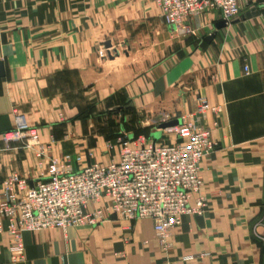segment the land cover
Listing matches in <instances>:
<instances>
[{
    "label": "crops",
    "instance_id": "0c3cea01",
    "mask_svg": "<svg viewBox=\"0 0 264 264\" xmlns=\"http://www.w3.org/2000/svg\"><path fill=\"white\" fill-rule=\"evenodd\" d=\"M239 8L238 17L219 30L214 28L222 20L218 12L191 19L190 34L197 33L201 40L181 45L112 89L133 100L140 114L152 116L153 126L162 114L197 115L200 98L218 107L217 115L207 112L200 120L210 129L215 144L214 151L200 162L202 188L191 200L205 199L203 214L184 216L172 230L171 247L166 251L161 250L149 219L108 216L96 226L71 227L65 232H23V257L15 262L7 223L0 220V264H264V0H245ZM157 16L171 31L152 0H0L4 67L0 151L1 135L14 129L16 110L25 122L36 119L38 123L47 112L43 109L48 107V84L62 75L68 76L69 83L76 81L77 52L93 50V36L124 34L126 27L134 28L141 20L151 25ZM210 33L214 38L207 44L204 38ZM120 61V56L114 60L102 56L84 64L82 71L102 79L103 68ZM52 96L56 98V93ZM34 108L40 114L35 119L28 113ZM52 124L38 129L43 143L52 142L48 157L56 156V139L50 132L56 125ZM149 130L151 134L156 129ZM173 142L171 137L165 143ZM104 147L99 162L93 159L87 165L116 159V151ZM77 158L81 160L70 156L73 170L82 168ZM44 160L28 152L1 151L0 180L15 173L31 185L44 176L38 172L45 170ZM107 202L90 204L88 211Z\"/></svg>",
    "mask_w": 264,
    "mask_h": 264
},
{
    "label": "built area",
    "instance_id": "2783aa9c",
    "mask_svg": "<svg viewBox=\"0 0 264 264\" xmlns=\"http://www.w3.org/2000/svg\"><path fill=\"white\" fill-rule=\"evenodd\" d=\"M160 17L173 34L188 36L189 21L195 17L218 12L226 25L239 15L240 2L245 0H152ZM247 71V67H244ZM197 115L162 114L154 123L175 119L180 124L161 131V138L170 135L173 143L155 144L145 136L123 134L116 139V159L108 164L93 163L73 170L70 157L50 158L45 174L31 185L11 173L0 180V220L6 221L13 262L23 257V232L71 227L96 226L108 216L133 221L149 219L161 250L171 247L172 230L187 215H202L206 207L199 195L202 188L200 162L215 148L210 129L200 120L207 112L217 115L218 107L199 99ZM14 129L1 135L5 145L21 141L29 134L27 147H36V156L43 155L38 135L22 116L15 113ZM30 142L32 144H30ZM79 160V158H77ZM104 206L88 211L90 204Z\"/></svg>",
    "mask_w": 264,
    "mask_h": 264
},
{
    "label": "rangeland",
    "instance_id": "374dc122",
    "mask_svg": "<svg viewBox=\"0 0 264 264\" xmlns=\"http://www.w3.org/2000/svg\"><path fill=\"white\" fill-rule=\"evenodd\" d=\"M145 21L148 20H141L140 24H137L134 28L126 27L124 34L114 31L103 36H93L91 41L94 43V49L91 51L83 49L77 52L78 70L75 77L76 81L69 83L68 76L62 75L55 83L48 84L45 89L48 107L43 109L44 112L47 111L43 117H39L40 114L35 113L36 108L30 109L28 113L31 118H42L38 123L36 119L35 123L26 122L27 126L38 135L41 143L43 142L38 129L52 123L54 126L56 125L50 131L51 137L54 140L56 139V156L51 154L48 157L49 149H51V153L53 151L52 142L43 143L46 152L45 154L43 152L40 158L43 159L44 157L45 168L50 158H57L61 161L69 155L74 160L76 156L81 158V160L76 159L75 161L80 167L86 166L93 159L99 162V153L103 151L105 144L110 151L115 152L117 150L116 139L119 136L123 134L145 136L144 134L150 128L155 130L152 125V116L140 114L134 108L133 100L127 99L117 91L112 92V89L123 82H128L134 74L149 69L164 59L170 52L179 50L181 45L192 40H201V38L197 33L188 36L173 34L161 24L158 16L156 21L151 22V25L143 23ZM107 41L111 44L109 49L104 47V43ZM84 42L82 44H85ZM86 42H90V40L87 39ZM127 45L128 47L132 46L134 49L127 48ZM114 50L117 51V54L114 53ZM102 56L104 59L108 58L109 60H114L120 56L121 61L118 64L104 67L103 70L106 73L103 74L102 79L99 77V80L95 74L92 76L86 74L84 70L82 71L84 64L90 60L96 62V59L102 58ZM109 56L113 58L110 59ZM99 69H102V67H99ZM81 77L83 82L80 80ZM72 78L74 77L71 76V80ZM90 79L91 81H89ZM57 92H60L59 95ZM55 93L56 98H52ZM107 94L110 95L104 98L103 96ZM15 113L22 116L17 110ZM155 131L157 132V130ZM153 133L155 132L152 131L150 134V140L155 144L157 141L153 140ZM169 138L171 136L166 135L162 143L167 142ZM28 139H30L29 134H26V137L21 141L11 142L8 145L3 143L1 151L3 153L11 151L17 153L28 152L33 157V155H36L37 149L34 152L35 146L30 145L27 147L26 141ZM30 144L32 143L30 142ZM38 172L44 174L45 170Z\"/></svg>",
    "mask_w": 264,
    "mask_h": 264
},
{
    "label": "water",
    "instance_id": "95a60500",
    "mask_svg": "<svg viewBox=\"0 0 264 264\" xmlns=\"http://www.w3.org/2000/svg\"><path fill=\"white\" fill-rule=\"evenodd\" d=\"M226 26V22L224 20H220L218 22H216L214 24V28L215 30H219V29H222ZM214 38V33H210L209 35H207L205 38H204V42H206L207 44H209L212 39ZM104 47L106 49H109L111 47V44L109 41L105 42L104 43ZM114 53L117 54V51L114 50ZM110 59H112L113 57L112 56H109ZM4 76V67H3V63L0 61V78H2ZM180 124V120L179 119H175V120H172L170 122H167V123H162V124H159L158 127H157V132L155 131V133L152 134V138L153 140L156 142L160 139L161 137V131L168 128V127H173V126H176V125H179ZM151 136V135H150Z\"/></svg>",
    "mask_w": 264,
    "mask_h": 264
},
{
    "label": "trees",
    "instance_id": "16d2710c",
    "mask_svg": "<svg viewBox=\"0 0 264 264\" xmlns=\"http://www.w3.org/2000/svg\"><path fill=\"white\" fill-rule=\"evenodd\" d=\"M144 135L146 136V138H149V137H150V132H149V130H148ZM138 136H140V134H135V135H133V137H138Z\"/></svg>",
    "mask_w": 264,
    "mask_h": 264
}]
</instances>
